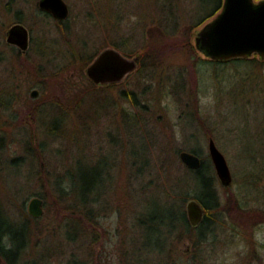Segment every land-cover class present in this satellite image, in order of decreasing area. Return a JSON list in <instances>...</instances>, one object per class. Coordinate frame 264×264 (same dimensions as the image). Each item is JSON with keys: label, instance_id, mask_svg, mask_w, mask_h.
I'll return each instance as SVG.
<instances>
[{"label": "rangeland", "instance_id": "374dc122", "mask_svg": "<svg viewBox=\"0 0 264 264\" xmlns=\"http://www.w3.org/2000/svg\"><path fill=\"white\" fill-rule=\"evenodd\" d=\"M202 1L66 0L70 16L62 25L39 9L38 0H0V222L9 214L20 221V206L25 200L28 212L33 197L44 201L43 216L32 223L34 238L25 263L134 264L136 252L146 258V251H136V246L140 247L142 239L155 238L149 220L161 216L172 222L179 211L175 204L168 206L166 199L181 201H172L173 194L162 193L156 183L147 190L140 187L152 176L160 180L166 159L170 166L174 164L176 175L187 168L178 149L195 146L210 159L212 137L233 174L227 188L216 174L222 200L230 207L226 225L243 227L218 229L221 242L216 246L210 240L205 242L198 264H259L250 246L259 251L260 264H264V221L246 222L247 218L231 207V200H236L244 212L264 213V158L250 162L246 157L250 151L264 155V59L258 54L220 63L206 58L196 47L195 38L219 11L210 14L218 0ZM16 23L25 25L32 35L26 53L7 40ZM188 37L199 61L180 45ZM152 43L162 50L156 58L158 66L136 70L118 86L100 88L86 73L88 65L106 48L115 47L124 54L133 51L137 56ZM80 53L83 56H75ZM89 56L92 60L85 65ZM179 73L186 77L182 102L172 93L173 81L166 79ZM34 89L39 90L36 97L31 95ZM128 89L139 95L143 110L123 97L122 92ZM97 99L103 102L99 114ZM117 109H133L132 115H143L152 129L151 174L147 171L143 177H135L132 161L137 157L140 163L146 162V145L133 127L128 129V115L123 118ZM189 112H195L192 124ZM63 115L59 137H50L49 123ZM30 136L35 137V146L43 145L36 159L27 148ZM76 140L79 149L72 147ZM100 153L114 162L105 207L98 210V206L90 220L78 213L83 239L70 241L65 226L72 214L64 215L55 194L41 186L44 176L31 172V161H51L58 171L69 166L75 171L79 167L78 162L70 165L72 156L85 166ZM9 161L28 164L30 169L15 168ZM38 191L46 192V198L34 195ZM187 201L182 206L185 211ZM140 217L147 220L146 225H139ZM173 242L174 250L166 251L169 258L179 259L180 253L192 252L191 240ZM159 260L155 257L150 264H160Z\"/></svg>", "mask_w": 264, "mask_h": 264}, {"label": "trees", "instance_id": "16d2710c", "mask_svg": "<svg viewBox=\"0 0 264 264\" xmlns=\"http://www.w3.org/2000/svg\"><path fill=\"white\" fill-rule=\"evenodd\" d=\"M202 1V0H200ZM207 0L202 1L206 3ZM209 1V0H208ZM222 1L218 0L216 3L214 9L210 14L214 15L222 8ZM209 14L204 17L205 21L209 19ZM65 22L60 21V24L64 25ZM197 26L194 25L193 27ZM192 28V27H191ZM191 30V29H190ZM166 34V33H165ZM177 33H175L176 35ZM185 49H187V52L189 54H192L196 56V59L199 61V56L197 55V49L194 46V43L190 37L185 39L180 43ZM161 47V46H160ZM163 48V47H161ZM161 49H157L154 47V44L152 43L151 46L143 48V51L139 53V66L136 72L142 71L146 68V66L149 67H156L158 66L156 58H158L159 53H161ZM125 55L133 56L135 53L133 51H127L125 52ZM83 56V54L75 55ZM85 65L90 63L92 60V57H86L85 59ZM208 60V59H207ZM213 62H219L218 60H210ZM167 80L173 81L172 84V93L177 94L178 100L182 102L183 97L186 95L185 88L186 87V77L184 73L179 74H171L169 77L166 78ZM119 84L114 85H107V86H99L102 87H115ZM150 86H152L150 84ZM122 95L125 99H127L131 105L135 108H140L142 105L141 98L138 94H136L135 91L128 89L124 90L122 92ZM96 107L98 114L100 113V109L103 102L101 99L96 100ZM148 108L147 106H145ZM142 109V107H141ZM143 110V109H142ZM151 110V109H150ZM118 115H128L125 117V120H128L127 126L128 129L130 127H133L136 131V134H138V137L142 138L145 142L146 148V154H145V163H140L139 159L136 157L132 162L134 164V172L135 177H143L145 173L148 171V173L151 174V171H153V168L150 167L151 163H149V150L152 146L153 141V132L152 129L149 127L147 121L145 120V117L143 115H132L133 109L131 111L126 112L124 109H117ZM64 115L62 117H59V119L54 120L53 123H49L48 126V134L50 137H59L60 134L58 130L59 127H62L65 120L63 119ZM128 117H130L128 119ZM187 117L190 118V122L192 124V121L195 120V112H189L187 114ZM55 119V118H54ZM132 119V120H131ZM133 125L131 126V124ZM139 129V130H138ZM141 132V133H140ZM34 136V135H33ZM32 137V136H30ZM32 140V141H31ZM30 141L31 144L27 147L29 151H32V155L38 157V151H41L43 145L35 146L34 141L35 137H32ZM112 143H114L112 141ZM118 143H114L115 145ZM78 146L79 149V143L78 141H74L72 147ZM37 148V149H36ZM38 150V151H37ZM189 151L199 155L202 159L201 166L197 169L192 168H183L180 165L177 167L178 170H181L183 168L184 170L180 173L174 174V164L170 166V162L168 159L164 162V167L162 172H160V180L157 181L156 177H153L150 180H147L140 188L147 190L148 188L152 187L151 185H155L159 188L162 193L169 192V195L173 194L172 201H181L180 202H174L171 203L170 200L166 199V203L168 206H172V204H175L177 206V210L179 211L176 215V219L173 218V221L170 223H167L164 221V218L160 216L155 217L153 219H150L149 222H152L150 225L154 227L153 233L155 234V238L150 237L149 239H146V241L142 242L140 247L136 246V251L139 250H145L146 255H148L146 258L136 252L134 258L135 263L134 264H150V260L152 261L155 259V257H158L160 260V264H192L194 263V256L192 255V252L189 253H180L179 259L175 258H169V255L166 253L168 250L171 249L173 251V241L178 240L179 242H184L186 240H191L193 243L194 237H195V228L188 220L186 211L182 208L184 203L190 199V198H196L198 201H200L206 210L210 212L212 209H218L222 207H229L228 204L224 205L223 200L221 197V192L218 187V181L216 178V170L214 167V164L211 160V158H206L202 155L199 148L192 146L188 149ZM181 149L177 150V153L179 154ZM101 152V151H99ZM71 156V155H70ZM247 159L250 160V162L258 161V157L260 159L264 158V155H262L260 152L252 153V151L247 153ZM69 158V157H68ZM14 162H16L14 160ZM13 161H9V163L15 167H29L28 164H22L21 162L19 164H14ZM31 172L33 174H38L40 176H44L41 180V186L48 189L49 193L55 194L57 201L61 204L60 209L63 211V214H72L71 217H68L67 223H66V232H67V239L70 241H76L80 238L83 239L82 233H81V219L76 218V215L78 213H81L80 216H85L88 220H90L92 214L95 216V211L99 206V209H103L105 207V204H103L107 198L105 197L106 194L109 192V186H111V173L114 170V162H110L108 155H101L99 154V157L93 161L85 163V166L80 164V161L77 160V158H74L72 156V162L70 165H72L74 162H78V169L73 171L74 168L69 166L68 168L61 169V171H58V168L50 161V163H43L40 164L36 163L33 159L31 161ZM174 163V162H173ZM258 162H255V164ZM44 164H49V166H44ZM150 164V165H149ZM26 165V166H25ZM147 165L149 166V170ZM86 167V168H85ZM30 169V167H29ZM153 175V172H152ZM154 182V183H153ZM226 188L228 186L224 185ZM137 190V188H136ZM34 195H40L44 198H46L47 193L38 191L34 193ZM177 199H174V198ZM26 201V200H25ZM25 201L20 206V221L16 220L15 217L11 216L9 214V217L7 220H5L3 223L0 222V264H27L23 261L24 257L27 255L29 248L32 246L33 238H34V231L32 229V223L34 221H39L41 218H36L30 215V213L26 209ZM230 202V201H229ZM102 203V205H101ZM231 207L238 210L240 215H244L245 218H247L246 222L250 223H259L264 221V213L259 211H250V212H244L243 210H240L242 205L238 203L236 200H231ZM96 207V208H95ZM230 208V207H229ZM240 210V211H239ZM6 212V213H7ZM79 216V215H78ZM158 220V222H154V220ZM204 223H207L206 221ZM147 224V220L142 219L140 217L139 219V225L143 226ZM163 225H165L167 228L163 229L161 228ZM72 231H75V235H72ZM157 236V237H156ZM141 238H144L141 236ZM156 240V242H154ZM162 240L167 241V243H163ZM199 246L203 245L207 241V232L203 229L200 230V237H199ZM139 242V241H138ZM153 242V243H152ZM155 246L156 250H153ZM170 254V253H169ZM163 258V259H162ZM200 256L198 258L201 259ZM193 260V262H192ZM198 261H196V264H198ZM75 263V262H74ZM80 264V263H76Z\"/></svg>", "mask_w": 264, "mask_h": 264}, {"label": "water", "instance_id": "95a60500", "mask_svg": "<svg viewBox=\"0 0 264 264\" xmlns=\"http://www.w3.org/2000/svg\"><path fill=\"white\" fill-rule=\"evenodd\" d=\"M39 5L56 19H66L70 14L65 0H40ZM28 38L27 27L18 23L10 28L7 40L26 50ZM195 44L206 58L213 60L230 61L253 54L264 59V0H224L217 15L208 20L198 32ZM139 59L138 55L129 57L117 48L109 47L93 59L86 73L96 85L120 84L138 69ZM31 95L38 96L39 90L34 89ZM209 154L222 184H232L233 174L228 161L212 137L209 139ZM180 158L192 169L199 168L202 163L201 157L189 150L181 151ZM43 204L41 197H33L28 204L30 215L36 218L43 216ZM186 211L193 226H198L206 213L203 204L196 198L187 201Z\"/></svg>", "mask_w": 264, "mask_h": 264}, {"label": "flooded vegetation", "instance_id": "af4514ba", "mask_svg": "<svg viewBox=\"0 0 264 264\" xmlns=\"http://www.w3.org/2000/svg\"><path fill=\"white\" fill-rule=\"evenodd\" d=\"M11 1H14V0H11ZM39 2H40V0H38L39 9L41 11H43L44 13H46L48 16H51L54 19H56L52 15L51 12L42 9L40 7V5H39ZM68 6H69V4H68ZM69 9H70V7H69ZM69 16H70V14H69ZM69 16L66 19H63V20H60V19H56V20L59 21V22L60 21L65 22L69 18ZM16 24H18V23H16ZM28 32H29L28 47H27L26 50L20 48L17 44L10 43V44L16 46L21 51V53H26L30 49V46L32 44V35H31L29 29H28ZM223 204H224V202H223ZM227 211L228 210L225 207L218 208V209H212L210 212H208L206 210V213L204 214V218H203L202 222L198 226H193L195 228V230H194V232H195V237H194L195 243H193V241H192L191 249H192V255L194 256V259H196V261H198V258L201 256L200 253H201L202 250H204V246H205V243L203 245L199 246V242H200L199 237H200V230L201 229H203L204 231L207 232V241L206 242L208 243V241L210 240V242L212 244H214V246H216L218 243L221 242V239H219L220 234H218V232H217L218 229H221V228L223 229L224 227H230V226H232L234 229H239V228L243 227V225H240V224L239 225L227 226L226 222L230 220V217H229L230 213L228 214ZM186 214H187V211H186ZM187 217H188V214H187ZM188 220H189V218H188ZM205 221L207 223H204ZM250 248L252 249L250 253H252L254 255V257L257 254L258 261H259V264H260L262 260H261V257L259 255V251L256 250V248L253 249L254 246H250ZM251 258H253V256Z\"/></svg>", "mask_w": 264, "mask_h": 264}]
</instances>
